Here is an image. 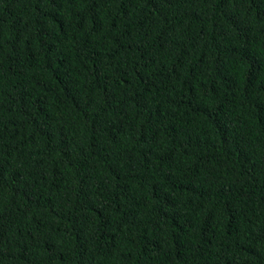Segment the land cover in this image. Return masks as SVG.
Returning <instances> with one entry per match:
<instances>
[{
    "label": "trees",
    "instance_id": "16d2710c",
    "mask_svg": "<svg viewBox=\"0 0 264 264\" xmlns=\"http://www.w3.org/2000/svg\"><path fill=\"white\" fill-rule=\"evenodd\" d=\"M0 264H264V0H0Z\"/></svg>",
    "mask_w": 264,
    "mask_h": 264
}]
</instances>
